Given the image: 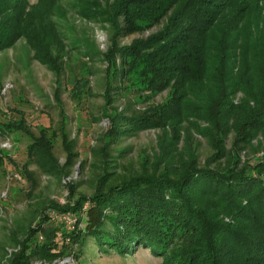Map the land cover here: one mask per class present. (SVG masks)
I'll return each instance as SVG.
<instances>
[{
  "label": "trees",
  "instance_id": "obj_1",
  "mask_svg": "<svg viewBox=\"0 0 264 264\" xmlns=\"http://www.w3.org/2000/svg\"><path fill=\"white\" fill-rule=\"evenodd\" d=\"M2 1L0 19L12 23L1 27L0 51L23 39L32 60L55 76L60 103L67 46L53 19L58 0ZM75 7L109 30L102 94L109 129L90 149L92 193L67 184L63 204L29 206L14 221L0 264L78 260L88 240L120 257L147 250L163 264H264V0H76ZM159 25L146 39L120 44L135 29ZM162 92L168 103L144 113L130 102L123 111L115 105ZM153 129L160 132L153 154L139 170L120 173L128 150L117 146ZM20 132L30 139L20 174L32 200L37 175L59 184L71 176L76 141L61 129L60 164L44 131L33 135L21 119L0 122V137ZM193 133L212 151L203 165ZM246 151L262 159L241 163ZM51 213L72 217L71 229Z\"/></svg>",
  "mask_w": 264,
  "mask_h": 264
},
{
  "label": "rangeland",
  "instance_id": "obj_2",
  "mask_svg": "<svg viewBox=\"0 0 264 264\" xmlns=\"http://www.w3.org/2000/svg\"><path fill=\"white\" fill-rule=\"evenodd\" d=\"M37 1L27 0L29 5H35ZM2 2L0 0V5ZM75 3L76 0H58L62 11L53 17L67 46L64 73L58 90L60 103L55 100L58 87L55 76L32 60L23 39L0 51V122L14 123L21 119L25 128L33 135L39 136L42 133L40 131H44L45 137L53 144L60 164H63L65 157L61 146L62 129L69 135L70 140L76 141L78 154V163L71 176L61 184L54 179L37 175L39 186L34 191L35 198L29 200V184L20 173L26 163V147L30 139L22 132L6 138L0 137V262L3 255L1 247L7 248L8 253L11 251L7 238L15 229L14 221L24 218L29 206L34 208L37 202L51 199L59 204L64 202L67 184L77 183L80 185L78 192L86 195L92 193L91 182L97 172L92 169L94 160L90 149L100 146V136L109 129L108 120L102 116V94L106 68L103 56L110 41L108 28L101 23L81 18ZM0 23H3L0 26L1 33L2 28L5 25L9 27L12 20L3 22L0 19ZM161 27L162 25L135 29L122 38L120 44L130 45L135 40L146 39ZM168 96L167 92H162L142 102L135 99L134 95H128L120 98L115 105L119 111H123L130 102L133 111L144 113L149 108L164 107L168 103ZM159 133L158 129H153L123 140L117 148L127 149L128 152L119 162L118 171L123 173L131 168L139 170L142 157H150L153 154ZM193 138L199 143V164L203 165L212 151L204 139L195 133ZM227 147L229 148V143ZM262 152H243L240 161H259L262 159ZM80 162H86L82 171ZM29 169L35 171L32 166ZM50 215L58 222L55 215ZM71 226L67 228L71 229ZM67 259V264H163V259L154 258L143 249L126 257H120L113 252L102 253L90 240L78 260H73L72 257Z\"/></svg>",
  "mask_w": 264,
  "mask_h": 264
},
{
  "label": "built area",
  "instance_id": "obj_3",
  "mask_svg": "<svg viewBox=\"0 0 264 264\" xmlns=\"http://www.w3.org/2000/svg\"><path fill=\"white\" fill-rule=\"evenodd\" d=\"M4 147H5V145H4ZM66 179H69V177L68 178H66ZM65 180V179H64ZM63 180V181H64ZM62 181V182H63ZM64 202H62V203H60V204H63ZM58 220L59 221H61V222H64L66 225H73V223H74V219L72 218V217H70L69 215H62V216H59L58 217ZM67 262H68V259H64V260H61V261H55L53 264H67ZM35 264H44V263H39V262H37V263H35Z\"/></svg>",
  "mask_w": 264,
  "mask_h": 264
}]
</instances>
